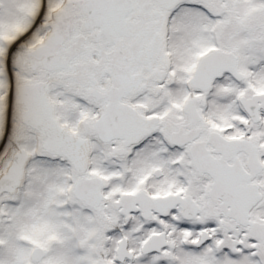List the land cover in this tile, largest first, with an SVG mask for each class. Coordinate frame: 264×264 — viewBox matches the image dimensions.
I'll list each match as a JSON object with an SVG mask.
<instances>
[{
	"label": "snow or ice",
	"instance_id": "6c2138e0",
	"mask_svg": "<svg viewBox=\"0 0 264 264\" xmlns=\"http://www.w3.org/2000/svg\"><path fill=\"white\" fill-rule=\"evenodd\" d=\"M0 264H264V0H0Z\"/></svg>",
	"mask_w": 264,
	"mask_h": 264
}]
</instances>
